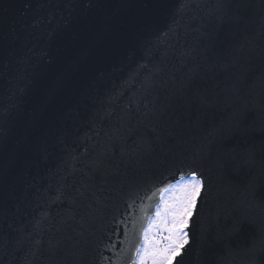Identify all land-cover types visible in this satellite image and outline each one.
Wrapping results in <instances>:
<instances>
[{
    "label": "water",
    "instance_id": "1",
    "mask_svg": "<svg viewBox=\"0 0 264 264\" xmlns=\"http://www.w3.org/2000/svg\"><path fill=\"white\" fill-rule=\"evenodd\" d=\"M192 169L177 264H264V0H0V264H132Z\"/></svg>",
    "mask_w": 264,
    "mask_h": 264
},
{
    "label": "snow or ice",
    "instance_id": "2",
    "mask_svg": "<svg viewBox=\"0 0 264 264\" xmlns=\"http://www.w3.org/2000/svg\"><path fill=\"white\" fill-rule=\"evenodd\" d=\"M204 189L203 174L192 169L164 182L147 197L152 205L141 209L145 215L133 223L135 234L128 240L135 253L132 264H177L190 243V224ZM151 207L154 212L149 213Z\"/></svg>",
    "mask_w": 264,
    "mask_h": 264
}]
</instances>
